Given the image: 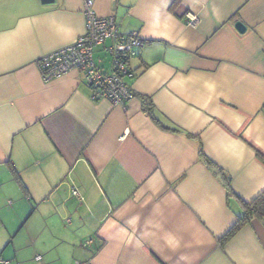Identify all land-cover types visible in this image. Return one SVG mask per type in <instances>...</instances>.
I'll return each instance as SVG.
<instances>
[{"label": "crops", "instance_id": "obj_1", "mask_svg": "<svg viewBox=\"0 0 264 264\" xmlns=\"http://www.w3.org/2000/svg\"><path fill=\"white\" fill-rule=\"evenodd\" d=\"M84 1L0 0V264H264V218L221 239L264 190V0H93L143 40L115 106L36 64Z\"/></svg>", "mask_w": 264, "mask_h": 264}, {"label": "built area", "instance_id": "obj_2", "mask_svg": "<svg viewBox=\"0 0 264 264\" xmlns=\"http://www.w3.org/2000/svg\"><path fill=\"white\" fill-rule=\"evenodd\" d=\"M83 12L84 32L73 43L39 58L36 61L39 72L43 79H51L77 69L84 74L92 100H105L111 106L123 105L133 96L125 81L133 75L128 61L143 40L136 32L121 33L113 16L98 17L93 10V0L84 1ZM194 21V16L189 14L188 23ZM98 46L103 47L111 60L108 71H104L93 57ZM71 191L79 195L75 188ZM89 243L90 240H86L83 245ZM76 263L92 264L88 260Z\"/></svg>", "mask_w": 264, "mask_h": 264}, {"label": "trees", "instance_id": "obj_3", "mask_svg": "<svg viewBox=\"0 0 264 264\" xmlns=\"http://www.w3.org/2000/svg\"><path fill=\"white\" fill-rule=\"evenodd\" d=\"M144 102V109L148 112L150 117L161 127L166 128L154 114L153 106L145 98L141 97ZM260 160L264 163V155L257 153ZM242 205V214L236 219V222L228 229V231L222 236V240H226L232 236L236 230L253 217L264 218V190L261 191L250 202L240 201ZM3 261V260H2Z\"/></svg>", "mask_w": 264, "mask_h": 264}, {"label": "water", "instance_id": "obj_4", "mask_svg": "<svg viewBox=\"0 0 264 264\" xmlns=\"http://www.w3.org/2000/svg\"><path fill=\"white\" fill-rule=\"evenodd\" d=\"M42 2H50L52 0H41ZM235 27L239 30V31H243L245 29V26L243 25V23H241L240 21H237L235 23Z\"/></svg>", "mask_w": 264, "mask_h": 264}]
</instances>
